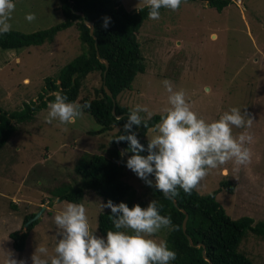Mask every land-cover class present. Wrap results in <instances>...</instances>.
<instances>
[{"label":"rangeland","instance_id":"1","mask_svg":"<svg viewBox=\"0 0 264 264\" xmlns=\"http://www.w3.org/2000/svg\"><path fill=\"white\" fill-rule=\"evenodd\" d=\"M119 1L126 10L145 5L143 0ZM13 2L15 10L9 21L13 30L27 33L62 19L55 0ZM27 13H34L36 19L28 22ZM135 38L143 70L133 76L129 89L116 94L115 101L128 111L141 105L151 115H161L168 96L162 81L169 80L174 90L185 92L198 117L208 122L232 107L248 114L253 120L251 128H234L233 133L247 131L253 137V142L246 145L251 151L250 162L237 166L229 161L210 169L195 191L202 194L216 189L214 199L230 218L246 215L252 221H264V0H230L219 11L203 0H182L176 11L162 8L158 20L147 15ZM80 51L74 25L38 45L0 49V109H19L22 102L29 100L37 103L43 78L54 76ZM98 76L97 71H91L80 79L72 102L82 105L83 97L91 98L99 85ZM47 104L30 120L13 122V131L0 145V217L11 220L12 229L22 231L23 216L39 212L34 225L26 231L22 249L11 252L13 258L25 264H32L31 257L38 246L54 254L59 237L53 217L65 200H56L51 191L75 184L78 178L72 168L76 158L82 153L105 154L118 127L96 132L98 124L85 111L75 123L62 125L54 120L49 124L45 122ZM148 113L140 115L146 118ZM150 136L146 129L144 137L148 140ZM122 180L134 189V200L146 208L151 200L143 181L127 167L123 168ZM223 180L229 181L230 192L219 187ZM99 202L91 191L84 190L77 204L86 208L91 230L103 237L96 230ZM8 214L15 220L6 217ZM3 230L0 224V235ZM165 230L152 238L163 240ZM0 237V249H5L0 250L1 261L3 252H9L8 241L5 247L2 238L10 239ZM237 250L254 264H264V237L248 232L240 239Z\"/></svg>","mask_w":264,"mask_h":264},{"label":"trees","instance_id":"2","mask_svg":"<svg viewBox=\"0 0 264 264\" xmlns=\"http://www.w3.org/2000/svg\"><path fill=\"white\" fill-rule=\"evenodd\" d=\"M203 1L219 11L230 0ZM55 2H57L55 8L62 14L61 20L46 28L27 33L13 29L7 33H0V49L18 50L29 45H38L43 41L52 40L57 31L74 25L81 51L64 63L54 76L43 78V86L36 94L37 103L29 100L22 102L19 109L7 112L0 109V145L13 131V122L30 120L31 115L43 108L46 102L54 100L50 93L61 91L67 96L68 102H72L76 97L80 79L88 72L97 71L98 87L93 89L91 98L87 100L83 97L81 100L82 105H90L83 111L98 124L96 132L108 130L114 125L118 126L112 136L111 148L107 149L105 154H80L72 168L78 178L77 182L73 185L55 187L51 194L56 200L80 203L83 191L89 190L101 202L106 203L111 200L114 204L125 203L129 208L133 205L141 206V203L134 200V189L122 180L126 162L116 146L127 149L128 144L127 142L115 144L114 141L118 135L125 134L123 124L130 111L119 105L114 98L119 92L129 89L133 76L143 70L142 56L135 33L142 20L148 15L149 8L143 5L134 10H126L119 0H55ZM105 17L110 20L107 28L102 27ZM84 20L90 21L94 39L88 34ZM95 50L97 55L107 62L103 75L104 66L96 58ZM102 84L109 91L110 97L104 92ZM46 91L49 93L46 94ZM111 104H113L112 113ZM116 114H119L117 118ZM160 116V114H152L150 119L148 117L144 119L147 120L148 126L152 127L160 120ZM121 117L123 119H120ZM133 131L136 132L140 144L146 149L148 143L144 137L146 128L134 126ZM126 154L129 157L132 155L131 152ZM147 154V151L140 153L144 156ZM143 183L145 184L144 181ZM145 186L150 200L157 201L160 214L169 216L172 224L176 226L174 231L165 228L163 237L168 248L175 253V259L170 264H207L208 262L209 264H254L237 250V245L248 232L264 237V221H252L246 215L228 217L214 199L216 189L202 194L197 193L195 189L190 194L178 189V195L172 198L174 200L172 203L171 199L165 198L162 193L146 184ZM219 187L225 188L228 192L231 189L227 180L219 181ZM180 209L186 214L184 233L189 237L191 245L187 243L180 229L183 215ZM32 214L33 212L25 214L22 222ZM110 214V210L105 209L96 215V230L102 236L109 230H116L109 220ZM36 220L28 222L22 231L11 230L7 233L11 248L15 251L22 249L26 231Z\"/></svg>","mask_w":264,"mask_h":264},{"label":"clouds","instance_id":"3","mask_svg":"<svg viewBox=\"0 0 264 264\" xmlns=\"http://www.w3.org/2000/svg\"><path fill=\"white\" fill-rule=\"evenodd\" d=\"M143 3L149 8L148 18L158 20L161 8L176 11L182 0H143ZM14 10L13 0H0V33L11 30L9 21ZM25 19L33 22L36 16L27 13ZM103 20L102 27L107 28L110 20L107 17ZM162 83L168 96L159 122L149 128L147 120L140 115L148 113L147 107L136 105L123 124L125 134L114 139L117 143L127 142L128 148L123 149L120 156L132 153L126 167L139 179L165 198L172 199L178 195V189L190 194L210 169L229 161L237 166L250 162L251 151L246 145L253 142V137L247 131L233 133L234 128H251L253 120L248 114L232 107L218 119L208 122L192 110L183 90H174L169 80ZM50 95L54 100L47 104L45 117L49 124L54 120L62 125L75 123L83 109L90 107L68 102L61 91ZM134 126H143L151 133L146 149L137 139ZM145 151L146 156L140 155ZM149 176L154 177V183ZM99 208L101 212L110 210L109 220L116 230L107 231L103 237L97 236L90 228L84 205L65 201L53 217L59 237L54 254L49 255L47 247L38 246L31 257L32 264H170L175 259L166 241L152 238L161 229L176 230L171 218L160 214L156 200L150 201L146 208L139 205L129 208L125 203L114 204L108 200L99 202ZM4 253L3 264H25L13 258V253Z\"/></svg>","mask_w":264,"mask_h":264},{"label":"water","instance_id":"4","mask_svg":"<svg viewBox=\"0 0 264 264\" xmlns=\"http://www.w3.org/2000/svg\"><path fill=\"white\" fill-rule=\"evenodd\" d=\"M84 24L87 26V32H88V34L91 35L92 39H94V36L91 34V23H90V21H88V20H84ZM93 45H94V43H93ZM94 53H95V56H96V58L98 59V61H100V62L103 63V66H104V69L102 70V75H103L104 70H105V67H106V65H107V62H106V60H105L104 58L99 57V56L97 55L96 50L94 51ZM102 88H103L104 92L106 93V95L110 97V93H109V91L106 89V87H105L103 84H102ZM111 101H113L112 98H111ZM110 112H111V113L113 112V104H111ZM118 116H119V114H116V115H115L116 118H117ZM115 144H117V142H115ZM116 148H117V151H118L119 153H121V151L123 150V149H122L120 146H118V145L116 146ZM128 158H129V156H128L127 154H125V155L123 156V159L125 160V162L127 161ZM149 179L153 180V182H154V178H153V177L149 176ZM171 201H172V203H174V200H173V199H171ZM180 211H182V213H183L182 218H181V222H180V229H181V231L184 233V221H185L186 214H185V212H184L182 209H180ZM38 214H39L38 211L35 212V213H33L29 218H27V219L23 222V225L25 226L28 222H30L31 220L37 218ZM184 235H185V238H186V240H187V243H188L189 245H191V242H190L189 237H188L185 233H184ZM201 252H202V250H201ZM201 255H202V257L204 258V255H203V254H201ZM207 264H209V262H208Z\"/></svg>","mask_w":264,"mask_h":264},{"label":"crops","instance_id":"5","mask_svg":"<svg viewBox=\"0 0 264 264\" xmlns=\"http://www.w3.org/2000/svg\"><path fill=\"white\" fill-rule=\"evenodd\" d=\"M6 217H10V218H13V216L12 215H10V214H8ZM14 219V218H13ZM15 220V219H14ZM11 222V220H5L4 219V216H1L0 217V224H3V229L5 230V228H7L8 229V231L7 232H9V231H11V230H17V229H15V227L12 229V227L10 226V223ZM3 230V235H0V236H7V233L5 232ZM8 237V236H7ZM0 239H1V237H0ZM2 241L4 242V245H5V243H7V241H8V244H7V246H9L8 247V250L7 251H9V252H17V251H15L13 248H11V246H10V242H9V240H4L3 238H2ZM5 247H6V245H5ZM0 250H5L3 247L0 249ZM6 252V251H5ZM4 253V252H3ZM4 256H5V253L3 254V258L1 259V261H0V264H3V261H4ZM21 260V259H20ZM19 261V260H18Z\"/></svg>","mask_w":264,"mask_h":264}]
</instances>
